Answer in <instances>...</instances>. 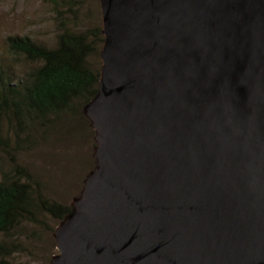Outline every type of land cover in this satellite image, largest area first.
I'll return each mask as SVG.
<instances>
[{
  "label": "water",
  "instance_id": "95a60500",
  "mask_svg": "<svg viewBox=\"0 0 264 264\" xmlns=\"http://www.w3.org/2000/svg\"><path fill=\"white\" fill-rule=\"evenodd\" d=\"M94 167L50 264H264V0H97Z\"/></svg>",
  "mask_w": 264,
  "mask_h": 264
},
{
  "label": "trees",
  "instance_id": "16d2710c",
  "mask_svg": "<svg viewBox=\"0 0 264 264\" xmlns=\"http://www.w3.org/2000/svg\"><path fill=\"white\" fill-rule=\"evenodd\" d=\"M67 11L74 17V12ZM56 16L59 23L52 47L26 36L4 38L7 57L0 58V155L7 158L8 168H0V264H22L11 260L13 254L25 251L20 237L33 240L44 230L54 243L51 233L71 212L69 204L44 195L17 157L34 150L49 134L66 127L71 131L69 123L84 137H94L82 111L98 89L101 26L75 30L60 11ZM18 58L31 65L22 74L15 70ZM93 167L94 163L88 171ZM49 221L54 227L48 228Z\"/></svg>",
  "mask_w": 264,
  "mask_h": 264
},
{
  "label": "rangeland",
  "instance_id": "374dc122",
  "mask_svg": "<svg viewBox=\"0 0 264 264\" xmlns=\"http://www.w3.org/2000/svg\"><path fill=\"white\" fill-rule=\"evenodd\" d=\"M67 10L74 12V17ZM57 11L75 30L101 26L97 0H0V58L7 57L4 45L7 36H26L36 43L52 47L59 23ZM16 61L18 74L31 67L21 58ZM69 125L73 126V131L68 132L66 127L49 134L39 141L34 150L22 153L17 160L26 166L47 198L71 205L72 200L79 196L83 180L94 163L92 151L95 142L91 136L81 135L74 123ZM7 163V158L0 155L2 170L8 168ZM47 226L54 227L50 221ZM32 239L20 237L18 241L25 251L13 254L11 260L22 264H50L56 252L47 231H38Z\"/></svg>",
  "mask_w": 264,
  "mask_h": 264
}]
</instances>
